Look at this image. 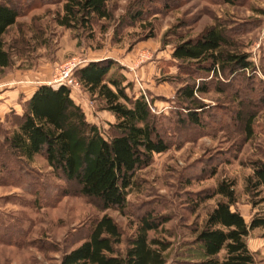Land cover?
Wrapping results in <instances>:
<instances>
[{"label":"rangeland","instance_id":"1","mask_svg":"<svg viewBox=\"0 0 264 264\" xmlns=\"http://www.w3.org/2000/svg\"><path fill=\"white\" fill-rule=\"evenodd\" d=\"M0 1L18 12L1 36L9 61L0 67V264H58L103 214L121 228L123 249L125 237L146 212L165 218L147 232L148 238L169 241L165 264H181L192 229L201 225L218 198L203 196L218 181L233 183L232 208L245 222L264 208V201L252 204L264 197L263 188L258 196L244 192L251 163L264 162V0H107L110 16L84 31L58 25L64 0ZM217 24L230 40L228 48L246 53L247 69L230 76L220 71L203 75L188 72L184 62L171 58L175 44ZM71 59L81 62L77 67L96 59L113 60L106 78L124 77L122 84L130 83L125 92L149 100L159 119L184 105L177 100L179 87L208 84L197 97L212 114L203 117L201 128L174 119L162 123L169 147L154 153L135 173L122 212L102 209L95 199L80 194L76 184L55 176L41 156L19 165L3 146V136L15 127L34 85L56 87L51 81ZM245 78L251 87L246 92ZM67 87L86 121L106 138L113 116L81 85ZM236 89L242 92L236 94ZM237 110L253 115L248 134L244 118L235 116ZM245 241L255 263L264 264V229L251 230Z\"/></svg>","mask_w":264,"mask_h":264},{"label":"trees","instance_id":"2","mask_svg":"<svg viewBox=\"0 0 264 264\" xmlns=\"http://www.w3.org/2000/svg\"><path fill=\"white\" fill-rule=\"evenodd\" d=\"M106 1L64 0L57 23L70 30H90L95 20L110 16ZM17 15L14 7L0 1V67L9 61L1 36ZM229 46L225 30L218 24L210 25L195 38L175 44L170 56L184 62L188 72L205 75L220 71L230 76L244 71L250 63L246 53ZM114 64L111 59L91 60L72 72V77L98 101L99 108L113 116L106 138L94 124L86 121L80 106L70 98L68 87L42 83L25 100L15 127L3 136L2 142L8 155L19 165L26 166L33 156L39 155L55 176L76 184L80 194L95 199L102 209L122 212L135 173L150 163L154 153L169 147L170 136L162 123L174 119L179 124L201 128L203 117L211 115L212 109L197 97L198 93L207 91L208 84L185 83L177 89L178 103L184 100V105L172 110L170 117L159 119L150 110L149 100L125 92L130 83L123 85L124 77L106 78ZM245 79L242 90L246 92L251 87L248 78ZM215 84L222 91L220 82ZM239 90L236 89V94L242 92ZM235 116L244 118L243 128L248 134L253 115L237 110ZM232 185L231 181L222 179L206 191L203 198H218L201 225L192 229L186 257L178 262L256 264L245 239L251 230L264 229V208L245 222L232 208L235 203ZM261 188L264 189V162L254 160L251 173L245 179L244 192L258 196ZM262 201L264 197L252 204ZM164 220L150 212L141 214L134 231L125 237L124 248L120 249L123 232L110 216L103 214L90 224L78 245L61 255L58 264H165L164 252L169 241L147 236L148 231L156 230Z\"/></svg>","mask_w":264,"mask_h":264},{"label":"built area","instance_id":"3","mask_svg":"<svg viewBox=\"0 0 264 264\" xmlns=\"http://www.w3.org/2000/svg\"><path fill=\"white\" fill-rule=\"evenodd\" d=\"M80 63V61H75L74 59L66 61L59 67L57 76H54L51 82L57 83V85L61 84L66 87L67 85L71 84L78 85L79 83L75 80V78L72 77L71 71L72 69L76 68Z\"/></svg>","mask_w":264,"mask_h":264},{"label":"crops","instance_id":"4","mask_svg":"<svg viewBox=\"0 0 264 264\" xmlns=\"http://www.w3.org/2000/svg\"><path fill=\"white\" fill-rule=\"evenodd\" d=\"M96 60H97V59H96ZM39 84H41V82H39V83H37L36 85H34V87L32 88V90H31L29 96L31 95V93L33 92V90L36 88V86L39 85ZM29 96H28V97H29ZM109 114H110V113H109Z\"/></svg>","mask_w":264,"mask_h":264}]
</instances>
